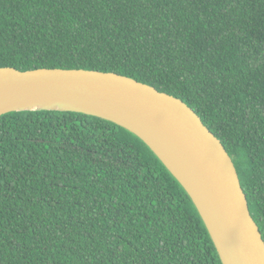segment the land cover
Segmentation results:
<instances>
[{
	"label": "trees",
	"instance_id": "1",
	"mask_svg": "<svg viewBox=\"0 0 264 264\" xmlns=\"http://www.w3.org/2000/svg\"><path fill=\"white\" fill-rule=\"evenodd\" d=\"M87 69L182 99L232 157L264 239V0H0V68ZM0 264H222L136 135L75 112L0 117Z\"/></svg>",
	"mask_w": 264,
	"mask_h": 264
},
{
	"label": "water",
	"instance_id": "2",
	"mask_svg": "<svg viewBox=\"0 0 264 264\" xmlns=\"http://www.w3.org/2000/svg\"><path fill=\"white\" fill-rule=\"evenodd\" d=\"M28 111L82 113L136 135L190 196L222 264H264L234 161L182 99L113 72L0 68V117Z\"/></svg>",
	"mask_w": 264,
	"mask_h": 264
}]
</instances>
